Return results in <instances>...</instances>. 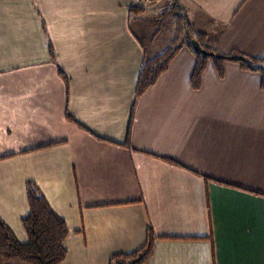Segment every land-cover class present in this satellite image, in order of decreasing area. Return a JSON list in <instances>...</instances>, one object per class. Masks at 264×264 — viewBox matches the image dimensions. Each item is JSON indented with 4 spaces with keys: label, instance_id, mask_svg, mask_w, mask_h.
Wrapping results in <instances>:
<instances>
[{
    "label": "crops",
    "instance_id": "1",
    "mask_svg": "<svg viewBox=\"0 0 264 264\" xmlns=\"http://www.w3.org/2000/svg\"><path fill=\"white\" fill-rule=\"evenodd\" d=\"M177 2L205 47L264 55V0ZM163 5L0 0V218L26 241L32 181L68 228L59 264H108L149 227L141 264H264L261 76L208 62L194 88L184 44L136 97L132 23Z\"/></svg>",
    "mask_w": 264,
    "mask_h": 264
},
{
    "label": "trees",
    "instance_id": "2",
    "mask_svg": "<svg viewBox=\"0 0 264 264\" xmlns=\"http://www.w3.org/2000/svg\"><path fill=\"white\" fill-rule=\"evenodd\" d=\"M180 7L177 0H173L170 9ZM130 12H140L142 8L131 6ZM183 10V9H182ZM184 12V11H183ZM185 14V13H184ZM181 15V14H180ZM174 16V37L168 46L159 54L144 57L136 85V97L149 88L156 79L167 69L171 58L184 44L188 45L195 53L196 61L190 76L192 87L198 88L202 72L206 63L211 59L219 75L223 74V64L233 61L242 69L258 72L261 76V87L264 88V56L254 57L239 51L223 53L203 45V34H194L187 26L186 18ZM196 39L200 46L212 53L203 55L193 49L191 39ZM26 198L28 212L22 217V226L26 233V241L17 240L11 229L0 218V258L5 261H18L23 264H59L66 257L64 240L68 234L66 222L49 205L38 187L28 181L26 184ZM154 231L148 228L146 243L131 252L113 254L108 264H141L151 253Z\"/></svg>",
    "mask_w": 264,
    "mask_h": 264
},
{
    "label": "rangeland",
    "instance_id": "3",
    "mask_svg": "<svg viewBox=\"0 0 264 264\" xmlns=\"http://www.w3.org/2000/svg\"><path fill=\"white\" fill-rule=\"evenodd\" d=\"M164 10L165 13L162 15H158V16L156 15L155 17L147 16L141 22L137 20L132 23V27L135 31L138 32V37L145 46L148 56H153L154 54L164 50L168 46L172 38L174 37L175 35L174 19L176 18L174 16H179L181 14L180 16L184 15V18H186L181 7H176L175 9L164 7ZM138 13L139 12L137 13L133 12V14H138ZM187 22L188 21L186 20V23ZM140 25L143 26L142 30H140L139 28ZM151 36L153 38V41L151 40ZM208 62H212L211 59H209L207 63ZM7 264H23V263L18 261H8Z\"/></svg>",
    "mask_w": 264,
    "mask_h": 264
},
{
    "label": "water",
    "instance_id": "4",
    "mask_svg": "<svg viewBox=\"0 0 264 264\" xmlns=\"http://www.w3.org/2000/svg\"><path fill=\"white\" fill-rule=\"evenodd\" d=\"M190 44H191V46L193 47V49L195 51L200 52L203 55H210V54H212V53L208 52L207 50L203 49L200 46L199 42L196 39H194V38L191 39Z\"/></svg>",
    "mask_w": 264,
    "mask_h": 264
},
{
    "label": "built area",
    "instance_id": "5",
    "mask_svg": "<svg viewBox=\"0 0 264 264\" xmlns=\"http://www.w3.org/2000/svg\"><path fill=\"white\" fill-rule=\"evenodd\" d=\"M173 6V0H164V7L170 8Z\"/></svg>",
    "mask_w": 264,
    "mask_h": 264
}]
</instances>
